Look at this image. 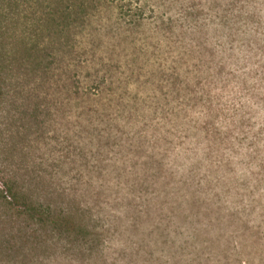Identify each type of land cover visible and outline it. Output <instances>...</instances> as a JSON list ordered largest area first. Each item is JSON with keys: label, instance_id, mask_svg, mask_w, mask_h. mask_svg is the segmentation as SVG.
<instances>
[{"label": "trees", "instance_id": "obj_1", "mask_svg": "<svg viewBox=\"0 0 264 264\" xmlns=\"http://www.w3.org/2000/svg\"><path fill=\"white\" fill-rule=\"evenodd\" d=\"M15 69L81 131L68 188L0 161V264H264V0H0Z\"/></svg>", "mask_w": 264, "mask_h": 264}, {"label": "rangeland", "instance_id": "obj_2", "mask_svg": "<svg viewBox=\"0 0 264 264\" xmlns=\"http://www.w3.org/2000/svg\"><path fill=\"white\" fill-rule=\"evenodd\" d=\"M177 11L179 3L174 12ZM25 82L22 73L15 69L6 103L0 111V161L21 174L46 177L47 183H51L45 185L48 188H68L69 177L73 176H68L69 139L74 131H81L80 127L73 131V123L82 109L69 106V82L65 75L45 81V85L39 79L31 86L33 91L23 89ZM174 130V125H170L159 132V136L169 137L177 149L171 151L169 159L175 172L173 176L168 175L172 183L186 176L193 162L185 155L179 157V139Z\"/></svg>", "mask_w": 264, "mask_h": 264}]
</instances>
